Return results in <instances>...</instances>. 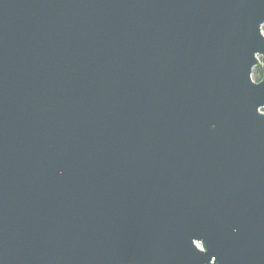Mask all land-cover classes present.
<instances>
[{
  "label": "water",
  "instance_id": "1",
  "mask_svg": "<svg viewBox=\"0 0 264 264\" xmlns=\"http://www.w3.org/2000/svg\"><path fill=\"white\" fill-rule=\"evenodd\" d=\"M263 24L0 0V264H264Z\"/></svg>",
  "mask_w": 264,
  "mask_h": 264
},
{
  "label": "trees",
  "instance_id": "2",
  "mask_svg": "<svg viewBox=\"0 0 264 264\" xmlns=\"http://www.w3.org/2000/svg\"><path fill=\"white\" fill-rule=\"evenodd\" d=\"M262 31L264 34V24L262 25ZM262 72H263V68L262 67H255L252 70V78L254 81H259L261 79L262 76Z\"/></svg>",
  "mask_w": 264,
  "mask_h": 264
},
{
  "label": "snow or ice",
  "instance_id": "3",
  "mask_svg": "<svg viewBox=\"0 0 264 264\" xmlns=\"http://www.w3.org/2000/svg\"><path fill=\"white\" fill-rule=\"evenodd\" d=\"M205 251L204 244H203V250L201 252ZM214 260L216 259L215 256H213Z\"/></svg>",
  "mask_w": 264,
  "mask_h": 264
},
{
  "label": "rangeland",
  "instance_id": "4",
  "mask_svg": "<svg viewBox=\"0 0 264 264\" xmlns=\"http://www.w3.org/2000/svg\"><path fill=\"white\" fill-rule=\"evenodd\" d=\"M261 111L264 113V107H263V108H261Z\"/></svg>",
  "mask_w": 264,
  "mask_h": 264
}]
</instances>
